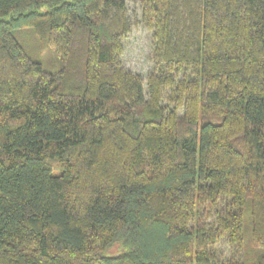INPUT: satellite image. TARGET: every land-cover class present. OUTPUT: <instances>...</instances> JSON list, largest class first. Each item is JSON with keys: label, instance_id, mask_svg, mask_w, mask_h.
<instances>
[{"label": "trees", "instance_id": "trees-1", "mask_svg": "<svg viewBox=\"0 0 264 264\" xmlns=\"http://www.w3.org/2000/svg\"><path fill=\"white\" fill-rule=\"evenodd\" d=\"M0 264H264V0H0Z\"/></svg>", "mask_w": 264, "mask_h": 264}, {"label": "rangeland", "instance_id": "rangeland-1", "mask_svg": "<svg viewBox=\"0 0 264 264\" xmlns=\"http://www.w3.org/2000/svg\"><path fill=\"white\" fill-rule=\"evenodd\" d=\"M133 2V0H130ZM151 35L150 33L139 26L136 28L126 44V52L123 58L125 65L133 70L147 75L151 69Z\"/></svg>", "mask_w": 264, "mask_h": 264}]
</instances>
